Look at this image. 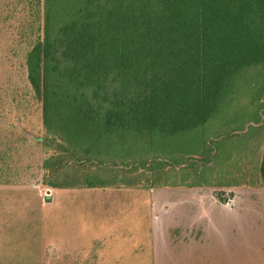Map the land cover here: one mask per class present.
<instances>
[{
    "label": "trees",
    "instance_id": "trees-1",
    "mask_svg": "<svg viewBox=\"0 0 264 264\" xmlns=\"http://www.w3.org/2000/svg\"><path fill=\"white\" fill-rule=\"evenodd\" d=\"M38 2L42 34L26 60L43 105L45 185L102 187L93 169L105 166L109 186L145 176L151 189L240 187V168L225 185L208 171L239 164L244 132L264 129V0ZM191 157L203 165L193 183L160 180L164 159ZM253 175L264 186V149Z\"/></svg>",
    "mask_w": 264,
    "mask_h": 264
},
{
    "label": "rangeland",
    "instance_id": "rangeland-1",
    "mask_svg": "<svg viewBox=\"0 0 264 264\" xmlns=\"http://www.w3.org/2000/svg\"><path fill=\"white\" fill-rule=\"evenodd\" d=\"M43 16L38 0H0V264H264V186L253 175L264 129L244 132L239 164L209 166L210 183L223 185L241 169L240 187L151 189L145 176L134 188L109 186L105 166L93 169L102 187L44 184L43 105L26 60ZM164 160L163 182L191 184L203 166L198 157ZM112 167L129 180L142 175Z\"/></svg>",
    "mask_w": 264,
    "mask_h": 264
},
{
    "label": "flooded vegetation",
    "instance_id": "flooded-vegetation-1",
    "mask_svg": "<svg viewBox=\"0 0 264 264\" xmlns=\"http://www.w3.org/2000/svg\"><path fill=\"white\" fill-rule=\"evenodd\" d=\"M47 198H52V197H47ZM46 200H48V199H46V198H42V201H43V203H46Z\"/></svg>",
    "mask_w": 264,
    "mask_h": 264
},
{
    "label": "crops",
    "instance_id": "crops-1",
    "mask_svg": "<svg viewBox=\"0 0 264 264\" xmlns=\"http://www.w3.org/2000/svg\"><path fill=\"white\" fill-rule=\"evenodd\" d=\"M19 195V194H18ZM20 196H22V199H24V196L22 194H20ZM221 233V232H220Z\"/></svg>",
    "mask_w": 264,
    "mask_h": 264
}]
</instances>
